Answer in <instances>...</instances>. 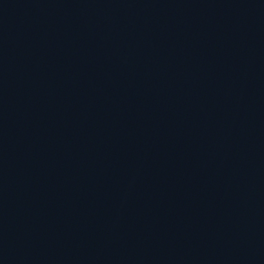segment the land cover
Wrapping results in <instances>:
<instances>
[{"label": "water", "instance_id": "95a60500", "mask_svg": "<svg viewBox=\"0 0 264 264\" xmlns=\"http://www.w3.org/2000/svg\"><path fill=\"white\" fill-rule=\"evenodd\" d=\"M0 264H264V0H0Z\"/></svg>", "mask_w": 264, "mask_h": 264}]
</instances>
